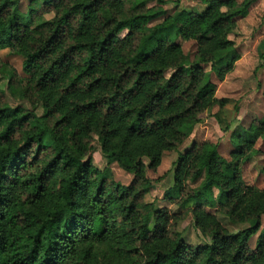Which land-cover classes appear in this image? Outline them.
I'll use <instances>...</instances> for the list:
<instances>
[{"label": "trees", "instance_id": "1", "mask_svg": "<svg viewBox=\"0 0 264 264\" xmlns=\"http://www.w3.org/2000/svg\"><path fill=\"white\" fill-rule=\"evenodd\" d=\"M147 1L31 0L25 15L19 0H0V49L23 58L21 75L2 60L0 73L32 108L0 88V264H264V188L242 174L262 152L264 121L234 131L230 157L210 141L180 151L200 115L225 102L204 66L220 81L233 70L230 35L258 0H205L204 11L177 9L155 25L166 11ZM175 37L196 42L193 60ZM171 150L175 213L145 201L147 170ZM187 214L204 243L177 230ZM219 214L249 226L231 231Z\"/></svg>", "mask_w": 264, "mask_h": 264}, {"label": "rangeland", "instance_id": "2", "mask_svg": "<svg viewBox=\"0 0 264 264\" xmlns=\"http://www.w3.org/2000/svg\"><path fill=\"white\" fill-rule=\"evenodd\" d=\"M19 1L22 13L28 15L27 7L31 0ZM147 7L160 8L162 11H166L160 18L153 19L149 23V25H155L177 9L184 8L202 12L206 9L207 3L205 0H163L162 2L148 0ZM52 16V14H47L46 18ZM238 24V29L230 35V38L235 42V51L239 55L233 70L226 75L224 80L220 81L218 75L212 71L211 65L204 66V69L212 74L213 82L217 84L215 98L217 100L223 99L225 102L222 106L220 103L215 102L210 109L200 115L201 121L190 131L189 139L180 148L181 152L190 148L195 141L198 143L210 141L219 143L220 153L225 157H230L231 151L234 149L232 142L234 131H239L240 127H249L253 122L264 121V67L258 70L260 64L264 66V0L255 2L247 17L240 18ZM126 32L123 31L122 35ZM175 41L181 43L184 52L193 60L197 50L196 42L193 40L185 41L180 37H177ZM234 56L235 53H231L227 59L225 58V64ZM0 60L8 65V70L14 69L18 74H22L23 58L21 56L12 54L8 49H0ZM6 74L0 73V88L4 91V100L14 107L20 105L30 109L29 102L19 101L11 95L8 90L9 77ZM36 107V112L41 114V106ZM219 119L222 121V125H231L228 132L222 130ZM93 145L92 157L94 164L99 169H103L107 164V160L101 153V146L97 138L93 141ZM256 145L262 152L252 156L249 161L242 165V174L247 184L264 188V170L262 169L264 141L259 140ZM177 157L178 152L176 150L166 151L160 164L155 169L147 170V176L152 183L150 192L145 196L146 202H154L158 207H168L173 213L178 212L180 206L177 203L170 202L166 197V192L169 193L174 184V162ZM111 168L114 176L126 184H130L134 178L133 174L124 170L118 163H113ZM181 212L185 214V211ZM219 217L231 231H238L249 226L247 223L241 225L231 224L221 214H219ZM176 226L177 230L184 234L190 244L196 245L206 241L194 226L191 215L187 214L184 218H181ZM262 227L264 228V219ZM257 237L258 233H255L249 240L252 248L255 247Z\"/></svg>", "mask_w": 264, "mask_h": 264}, {"label": "crops", "instance_id": "3", "mask_svg": "<svg viewBox=\"0 0 264 264\" xmlns=\"http://www.w3.org/2000/svg\"><path fill=\"white\" fill-rule=\"evenodd\" d=\"M193 141H195V139H193ZM193 141H191V142H193ZM188 148V147H187ZM258 148V147H257Z\"/></svg>", "mask_w": 264, "mask_h": 264}]
</instances>
